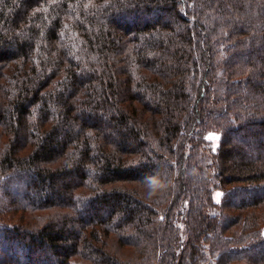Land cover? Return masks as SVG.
Here are the masks:
<instances>
[{
  "label": "trees",
  "instance_id": "16d2710c",
  "mask_svg": "<svg viewBox=\"0 0 264 264\" xmlns=\"http://www.w3.org/2000/svg\"><path fill=\"white\" fill-rule=\"evenodd\" d=\"M0 264H264V0H0Z\"/></svg>",
  "mask_w": 264,
  "mask_h": 264
},
{
  "label": "rangeland",
  "instance_id": "374dc122",
  "mask_svg": "<svg viewBox=\"0 0 264 264\" xmlns=\"http://www.w3.org/2000/svg\"><path fill=\"white\" fill-rule=\"evenodd\" d=\"M207 139L211 143V148L215 149L218 145L219 135L210 133L208 134ZM220 196H221V193L219 191H216L213 195V198L216 202H218L220 199Z\"/></svg>",
  "mask_w": 264,
  "mask_h": 264
}]
</instances>
